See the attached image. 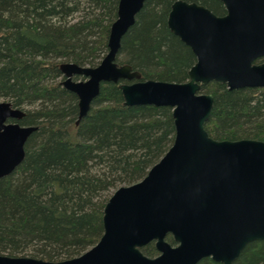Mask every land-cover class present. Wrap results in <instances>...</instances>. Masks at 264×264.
<instances>
[{"label": "trees", "instance_id": "trees-1", "mask_svg": "<svg viewBox=\"0 0 264 264\" xmlns=\"http://www.w3.org/2000/svg\"><path fill=\"white\" fill-rule=\"evenodd\" d=\"M118 0H0V99L36 126L24 156L0 178V254L49 261L78 256L102 233V208L119 186L140 180L173 139L167 106L123 105L117 83L101 82L75 124L77 98L60 84L58 66L93 67L105 54ZM174 0H144L115 56L139 80L182 82L195 58L166 27ZM196 2L215 15L218 0ZM264 61V56L254 62ZM79 78L74 76L73 79ZM208 135L264 141V88L227 89L208 82ZM165 240L175 245L169 234ZM157 254L153 242L140 247ZM195 264H220L203 257ZM233 264H264V239L247 243Z\"/></svg>", "mask_w": 264, "mask_h": 264}, {"label": "water", "instance_id": "water-1", "mask_svg": "<svg viewBox=\"0 0 264 264\" xmlns=\"http://www.w3.org/2000/svg\"><path fill=\"white\" fill-rule=\"evenodd\" d=\"M143 1L118 0L103 57L93 67L60 63V84L77 98L75 124L101 82L117 83L123 105L170 107V146L140 180L112 191L102 208V233L87 250L58 261L0 254V264H195L203 257L233 264L247 243L264 239V141L210 137L204 124L213 99L200 93L210 81L227 89L264 88V61L254 62L264 56V0H218L222 15L173 1L166 27L195 58L182 82L139 80L138 71L115 61ZM23 115L0 100V178L21 162L37 128L10 121ZM149 242L153 257L139 250Z\"/></svg>", "mask_w": 264, "mask_h": 264}, {"label": "rangeland", "instance_id": "rangeland-1", "mask_svg": "<svg viewBox=\"0 0 264 264\" xmlns=\"http://www.w3.org/2000/svg\"><path fill=\"white\" fill-rule=\"evenodd\" d=\"M74 77V76H73ZM73 77H72V79H73ZM83 78L82 77H79V78H74L73 80H82ZM200 93H205V92H203V91H200ZM1 100V99H0Z\"/></svg>", "mask_w": 264, "mask_h": 264}]
</instances>
